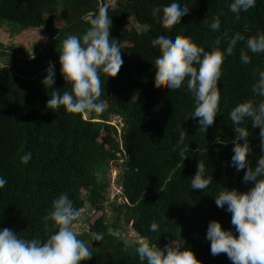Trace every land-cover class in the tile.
I'll list each match as a JSON object with an SVG mask.
<instances>
[{"label": "trees", "instance_id": "16d2710c", "mask_svg": "<svg viewBox=\"0 0 264 264\" xmlns=\"http://www.w3.org/2000/svg\"><path fill=\"white\" fill-rule=\"evenodd\" d=\"M170 2L113 0L95 11L99 0H0V31L9 35L42 31L32 54L22 52L21 45L5 47L0 41V47L7 48L0 49V55L13 56L14 51L31 57L59 33L31 60L40 61L41 66L29 76L16 72L11 62L0 65V176L7 180L0 188V229H12L29 239L46 238L55 228L44 217L52 200L67 193L76 208H88L90 215L97 212L79 236L93 253L81 264H141L135 246L121 238L127 229L160 247L173 239L183 240L202 264H232L225 253L213 256L205 237L211 220H218L225 229L234 228L231 213L218 208L214 196L223 187L246 191L250 186L242 181L244 170L237 172L230 163L236 133L228 113L237 103L253 98L252 84L264 70V53H249L246 65L240 61L247 38L264 31V0H256L255 7L241 12L239 19L229 11L231 0H184L188 12L167 29L162 26V12L153 15V10ZM101 8H107L110 40L118 43L123 59L115 77L101 74L100 99L105 110L99 114L70 113L63 107L50 110L46 105L52 90L41 83L45 70L50 62L54 64V88L70 91L58 62L62 41L68 35H82L89 27L88 19ZM213 17L221 21L215 32L208 27ZM127 19L135 26L121 31ZM171 31L190 36L206 50L215 46L217 38L225 47V32L228 37L235 33L245 37L221 66L220 113L206 132L199 131L198 118L190 116L195 103L185 87L169 90L164 82L155 86L152 63L159 50L151 41ZM112 115L123 122L119 131L109 120ZM248 127L254 166L261 155L259 128ZM182 128L187 136L177 147ZM217 136L228 143H216ZM26 152L31 159L23 164L20 157ZM118 160L120 201H108L102 193L108 180L102 183L101 177ZM200 160L213 182L205 190H191L190 180ZM106 206L113 212L112 222L104 218ZM154 221L160 230L150 232ZM97 232L104 234L100 241L91 235Z\"/></svg>", "mask_w": 264, "mask_h": 264}, {"label": "clouds", "instance_id": "9594fccd", "mask_svg": "<svg viewBox=\"0 0 264 264\" xmlns=\"http://www.w3.org/2000/svg\"><path fill=\"white\" fill-rule=\"evenodd\" d=\"M255 5L256 0H231L228 8L239 19L241 12H247ZM188 10L184 0H171L162 9H154L153 15L162 12V26L171 29ZM87 22V30L80 36L68 35L59 51L60 72L64 81L71 85L70 91L60 92L54 88V64L50 62L45 70L41 83L47 90H52L46 105L50 110L63 107L70 113L86 114H99L105 110V103L100 99L101 74L105 78L117 75L123 64L122 51L115 39L110 40L111 18L107 8H101ZM220 24L219 17H213L208 27L215 32ZM223 38L225 47L221 48V38H217L211 50L196 44L190 36L174 31L151 41L159 50L152 63L155 86L164 82L169 90L185 87L195 103L190 116L198 118V130L202 132L213 125L220 113L218 81L222 74L221 66L226 57L233 54L237 43L245 41L240 33L228 37L225 32ZM249 53H264V31H257L247 38L245 47L240 49L242 64L250 63ZM252 93L253 98L237 103L228 113L236 133L231 141L233 155L230 163L237 172L244 170L242 181L250 186L246 191L223 187L214 196L216 206L231 213L230 222L234 228L225 229L218 220H211L205 237L210 241L211 254L225 253L232 264H264V70L258 72L252 84ZM249 124L252 128H259L261 155L254 166L250 160L253 148L249 141ZM186 136L182 128L177 147L184 143ZM215 142L221 145L228 143L219 136ZM30 159V152L20 157L23 164ZM209 173L200 160L190 180L191 190L208 188L213 182ZM6 183L7 180L0 176V188ZM44 219L53 222L55 231L43 239H29L12 229H0V264H81L93 256L89 244L79 238L84 230L81 210L74 206L67 193H61L52 200ZM159 230L158 222L149 225L150 232ZM91 235L95 241L104 237L98 232ZM128 242L135 246L141 264H202L191 248L185 247L183 240L173 239L160 247L141 235L130 237Z\"/></svg>", "mask_w": 264, "mask_h": 264}, {"label": "rangeland", "instance_id": "374dc122", "mask_svg": "<svg viewBox=\"0 0 264 264\" xmlns=\"http://www.w3.org/2000/svg\"><path fill=\"white\" fill-rule=\"evenodd\" d=\"M104 5H107L109 3H113V0H102ZM6 25L3 24L2 27ZM135 25L132 22L131 19H127L125 21V23L120 27L121 31H127L131 28H133ZM39 32L42 33L41 29L39 30ZM39 32L37 30L34 29H28V30H24L21 33H16L14 35H9V33L5 32V31H0V41L3 42L2 44L5 45V47L9 44V43H13L21 45L20 49L22 52H27V54H32L33 53V45L35 42L41 40V36H39ZM3 50H7V48H1ZM10 51V50H9ZM13 56L10 55H0V65L5 64L6 62H11L12 64V68L16 71V72H20L22 74H27L26 76H29L28 74H31L33 71H35L36 69H38L41 66V62L40 61H31V60H24L23 58H20L16 55H14L13 53H11ZM22 55V54H20ZM34 55V54H33ZM24 56V55H22ZM16 57V58H15ZM26 57V56H25ZM84 116L86 117L87 115L84 114ZM112 123H116L117 121V117L115 115H112L109 119ZM121 160H118L116 163H112L111 167L109 168L108 172L106 175H103L101 177V181H103L102 183H104L106 181V179L108 180V185L105 189H103V195H105L106 200H111L112 198H116L117 201H120V197H118L117 194H119L118 190L119 187H117L116 185V177H117V173H118V164H120ZM115 168V170H114ZM116 194V195H115ZM106 201V202H108ZM82 211V224H83V228L87 229V221L90 220V222L93 220L94 216H96L97 212H95V214L90 215V210L88 208H85ZM105 212L106 214L104 215V218L106 221L112 222V220L114 219V215L113 212L111 210L110 207L105 208ZM90 216V217H89ZM89 217V218H88ZM127 234H120L121 238L126 242V243H130L128 242L130 237H133L134 234L129 230Z\"/></svg>", "mask_w": 264, "mask_h": 264}, {"label": "water", "instance_id": "95a60500", "mask_svg": "<svg viewBox=\"0 0 264 264\" xmlns=\"http://www.w3.org/2000/svg\"><path fill=\"white\" fill-rule=\"evenodd\" d=\"M102 5H103V1L102 0H99V5H98V7L96 8V10L95 11H97L100 7H102ZM73 24V23H72ZM71 25V24H70ZM70 25H68V26H70ZM67 26V27H68ZM67 27H65V28H67ZM65 28H63V29H65ZM63 29H61V31L63 30ZM59 33H57L53 38H55L57 35H58ZM52 38V39H53ZM52 39H50L49 41H47L42 47H40L35 53H34V55L33 56H31V57H25V56H22V55H20V54H17V53H15L14 51H12V53L13 54H15L16 56H18V57H20V58H23L24 60H32L34 57H36L37 56V54L43 49V48H45L50 42H51V40Z\"/></svg>", "mask_w": 264, "mask_h": 264}, {"label": "built area", "instance_id": "2783aa9c", "mask_svg": "<svg viewBox=\"0 0 264 264\" xmlns=\"http://www.w3.org/2000/svg\"><path fill=\"white\" fill-rule=\"evenodd\" d=\"M113 124H116L117 125V129H118V131L122 128V126H123V122H122V120L121 119H118L117 118V121H116V123H113ZM114 170H115V168H114ZM119 191V190H118Z\"/></svg>", "mask_w": 264, "mask_h": 264}]
</instances>
